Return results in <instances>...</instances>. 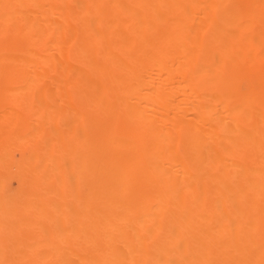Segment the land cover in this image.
<instances>
[{"label": "bare ground", "instance_id": "1", "mask_svg": "<svg viewBox=\"0 0 264 264\" xmlns=\"http://www.w3.org/2000/svg\"><path fill=\"white\" fill-rule=\"evenodd\" d=\"M0 264H264V0H0Z\"/></svg>", "mask_w": 264, "mask_h": 264}]
</instances>
